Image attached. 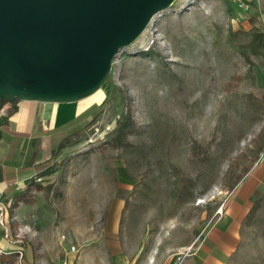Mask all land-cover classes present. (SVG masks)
Returning <instances> with one entry per match:
<instances>
[{"label": "rangeland", "instance_id": "rangeland-1", "mask_svg": "<svg viewBox=\"0 0 264 264\" xmlns=\"http://www.w3.org/2000/svg\"><path fill=\"white\" fill-rule=\"evenodd\" d=\"M259 12L174 0L119 48L95 92L60 102L58 124L85 110L6 199L19 246L0 247L14 250L0 264H26V251L31 264H180L195 252L264 150Z\"/></svg>", "mask_w": 264, "mask_h": 264}, {"label": "water", "instance_id": "water-1", "mask_svg": "<svg viewBox=\"0 0 264 264\" xmlns=\"http://www.w3.org/2000/svg\"><path fill=\"white\" fill-rule=\"evenodd\" d=\"M174 0H0V99L72 102Z\"/></svg>", "mask_w": 264, "mask_h": 264}, {"label": "crops", "instance_id": "crops-1", "mask_svg": "<svg viewBox=\"0 0 264 264\" xmlns=\"http://www.w3.org/2000/svg\"><path fill=\"white\" fill-rule=\"evenodd\" d=\"M251 9L260 11L257 17L264 25V0H258ZM61 106L37 100H18L14 106L0 102V204H6V199L25 190L34 164L49 155L44 151L50 144L58 142L63 125L78 118L85 110L79 109L76 104L75 115L58 124L64 108ZM5 204L0 215L4 225L0 223V247L16 250L15 247L19 246L14 243L16 239L7 241L4 238V228L9 234L5 225L7 220L4 219L7 214ZM21 208L19 206L14 210L9 219L18 218ZM248 246L249 250H246ZM7 258L1 255L2 260ZM65 258L66 264H70V259ZM89 258L79 254L76 263H94V259ZM24 260L26 264L32 262L27 251ZM184 260H188V264H264V150L238 182L215 227L197 245L195 252L185 255L180 264H184ZM124 263L129 264L126 257Z\"/></svg>", "mask_w": 264, "mask_h": 264}, {"label": "built area", "instance_id": "built-area-1", "mask_svg": "<svg viewBox=\"0 0 264 264\" xmlns=\"http://www.w3.org/2000/svg\"><path fill=\"white\" fill-rule=\"evenodd\" d=\"M258 0H229V2L238 10H241V11H248L251 9L252 5L254 3H256ZM262 19L264 20V11L262 12ZM2 214V205L0 204V215ZM1 225H3V222L0 221ZM4 237L7 239V241H11L10 238H8V232H7V229L4 228ZM60 237L61 238H64V235L63 234H60ZM71 249H75V247L72 245L70 247ZM0 251H2L0 249ZM54 264H66V260H62L60 262H57V263H54Z\"/></svg>", "mask_w": 264, "mask_h": 264}, {"label": "trees", "instance_id": "trees-1", "mask_svg": "<svg viewBox=\"0 0 264 264\" xmlns=\"http://www.w3.org/2000/svg\"><path fill=\"white\" fill-rule=\"evenodd\" d=\"M0 102H3V100L2 99H0ZM1 118V117H0Z\"/></svg>", "mask_w": 264, "mask_h": 264}]
</instances>
